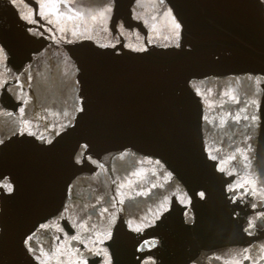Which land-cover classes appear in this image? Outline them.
Wrapping results in <instances>:
<instances>
[{
    "label": "water",
    "instance_id": "95a60500",
    "mask_svg": "<svg viewBox=\"0 0 264 264\" xmlns=\"http://www.w3.org/2000/svg\"><path fill=\"white\" fill-rule=\"evenodd\" d=\"M0 264H264V0H0Z\"/></svg>",
    "mask_w": 264,
    "mask_h": 264
},
{
    "label": "snow or ice",
    "instance_id": "6c2138e0",
    "mask_svg": "<svg viewBox=\"0 0 264 264\" xmlns=\"http://www.w3.org/2000/svg\"><path fill=\"white\" fill-rule=\"evenodd\" d=\"M57 9H59V6H57ZM176 27L179 28L180 25L177 23V24H176Z\"/></svg>",
    "mask_w": 264,
    "mask_h": 264
}]
</instances>
